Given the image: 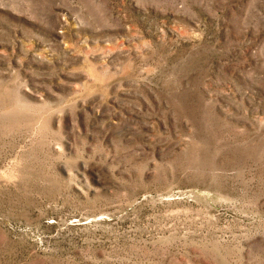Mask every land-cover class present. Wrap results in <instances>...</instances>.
Returning a JSON list of instances; mask_svg holds the SVG:
<instances>
[{"label":"rangeland","instance_id":"obj_1","mask_svg":"<svg viewBox=\"0 0 264 264\" xmlns=\"http://www.w3.org/2000/svg\"><path fill=\"white\" fill-rule=\"evenodd\" d=\"M0 264H264V0H0Z\"/></svg>","mask_w":264,"mask_h":264}]
</instances>
